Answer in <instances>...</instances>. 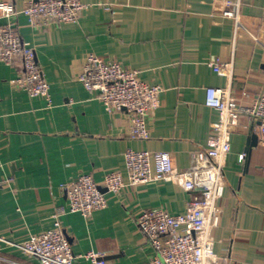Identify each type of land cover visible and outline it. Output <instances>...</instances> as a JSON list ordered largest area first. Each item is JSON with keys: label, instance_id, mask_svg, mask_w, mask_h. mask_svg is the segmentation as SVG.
I'll use <instances>...</instances> for the list:
<instances>
[{"label": "crops", "instance_id": "obj_1", "mask_svg": "<svg viewBox=\"0 0 264 264\" xmlns=\"http://www.w3.org/2000/svg\"><path fill=\"white\" fill-rule=\"evenodd\" d=\"M4 1L14 4L17 31L36 50L52 105L16 88L18 58L0 61V237L22 242L60 221L76 256L93 250L108 264H147L154 250L139 229L140 213L186 214L201 191L188 192L176 174L110 193L108 205L86 219L68 211L66 186L83 173L98 184L107 173L127 178L128 149L170 152L177 173L193 165L219 119L206 106L207 88L230 85L246 106L264 94V0H82L89 6L78 22L42 28L19 13L28 0ZM235 10L237 20L223 15ZM89 53L140 70L160 87L149 139L130 138L129 113L110 111L78 80ZM217 57L232 64L231 77L210 67ZM256 126L244 115L231 136L215 238L217 253L232 264H264V145ZM0 264L40 262L0 241Z\"/></svg>", "mask_w": 264, "mask_h": 264}, {"label": "built area", "instance_id": "obj_2", "mask_svg": "<svg viewBox=\"0 0 264 264\" xmlns=\"http://www.w3.org/2000/svg\"><path fill=\"white\" fill-rule=\"evenodd\" d=\"M88 6L82 0H28L19 13L31 26L42 28L76 23ZM17 14L12 2L0 1V61L11 64L18 58L22 72L14 81L16 88L23 89L32 98L44 99L51 106V85L37 61L35 48L17 31ZM223 15L238 19L237 10L225 11ZM209 65L219 75L232 76V64L219 57ZM78 80L110 111L129 113L130 138H150L149 118L158 103L160 87L143 80L140 70L126 68L115 59L89 53ZM243 96L248 97V93L244 92ZM206 106L217 111L219 119L213 124L214 135L194 155L193 165L177 173L170 152L128 149L124 155L127 178L121 172L107 173L103 183L98 184L93 175L81 174L66 186L68 211L89 219L94 212L108 205V194L179 174L188 192L199 190L201 194L193 196L191 209L186 214H171L163 208L146 209L140 213L139 229L154 250L147 264H232L229 255L217 253L215 238V230L225 212L222 199L228 185L226 170L232 152L231 136L240 125L241 118L250 116L257 121V134L264 145V94L246 106L232 94L230 85L209 87ZM243 159L244 155H241L240 160ZM0 241L37 258L40 264H77L79 258L91 264H108L102 254L93 250L76 256L60 221L22 242L2 237Z\"/></svg>", "mask_w": 264, "mask_h": 264}, {"label": "water", "instance_id": "obj_3", "mask_svg": "<svg viewBox=\"0 0 264 264\" xmlns=\"http://www.w3.org/2000/svg\"><path fill=\"white\" fill-rule=\"evenodd\" d=\"M257 142H258V137L254 134V135L252 136V141H251V143L248 145V148L246 149V154H247L248 157H249L250 154H251V150H252V148L255 147V146L257 145ZM102 191H105V189H102ZM107 258H109V257H104L105 260H106Z\"/></svg>", "mask_w": 264, "mask_h": 264}]
</instances>
